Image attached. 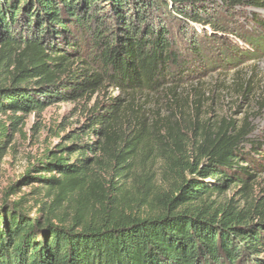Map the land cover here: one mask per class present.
I'll use <instances>...</instances> for the list:
<instances>
[{
  "label": "trees",
  "instance_id": "1",
  "mask_svg": "<svg viewBox=\"0 0 264 264\" xmlns=\"http://www.w3.org/2000/svg\"><path fill=\"white\" fill-rule=\"evenodd\" d=\"M219 1L0 0V61L11 68L0 84V114L15 128L20 111L90 99L106 85L129 94L174 93L225 58L239 61L233 51L241 50L239 42L251 44L243 53L248 59L264 54L258 13L250 15L252 31L235 20L247 15L246 6L264 8V0H221V7ZM124 101L97 100L83 123L59 134L49 159L0 190V264H264V204L238 208L213 198L235 183L250 191L254 176L241 163L264 171V139H252L246 124L223 120L188 144L194 160L182 173L173 166L171 187L145 205L99 198L87 215L95 155L135 133L136 126L127 132ZM0 133L7 136L8 127ZM5 154L4 143L0 160ZM37 181L43 185L12 198L22 183ZM76 185V200L69 196L62 206Z\"/></svg>",
  "mask_w": 264,
  "mask_h": 264
},
{
  "label": "rangeland",
  "instance_id": "2",
  "mask_svg": "<svg viewBox=\"0 0 264 264\" xmlns=\"http://www.w3.org/2000/svg\"><path fill=\"white\" fill-rule=\"evenodd\" d=\"M223 4L220 0L219 6ZM242 10L247 15L235 19L237 26L252 31L255 23L249 18L253 12L258 13L264 25V8L246 6ZM206 29L209 35L215 32L211 27H200L201 32ZM239 43L241 50L233 49L239 61L228 63L229 59L225 58L215 68L190 77L174 93L165 88L158 92L129 94L106 85L90 99L58 101L40 112L20 111L16 115L22 119L15 128L7 115L0 114V128L8 127L7 136L0 133V145L5 143L6 151L0 160V190L4 192L39 161L49 159L51 154L48 153L59 143V136L83 123L97 100L105 101L110 96L125 99L123 113L130 121L127 132L134 126L136 129L129 138L118 139L108 154L95 155L100 159L86 186L87 215L99 198L105 203L114 198L116 201L126 199L130 204L139 202L143 206L155 195L167 192L177 178L173 166L180 171L187 160H194L192 154H187L188 144H198L205 131L212 130L223 120L237 127L246 124L252 139H264V54L248 59L243 53L252 47L251 44ZM10 70L6 60L0 61V84L9 78ZM61 128L66 129L60 131ZM246 146L247 150L253 151L250 144ZM259 152L264 154V147L259 148ZM171 158L177 160V166L175 163L171 166ZM241 166L252 170L250 173L254 178L250 191L242 193L241 186L235 183L225 193L213 198L222 203L232 200L238 208L259 202L264 204V171H256L246 162ZM41 185L43 183L38 181L22 183L19 186L21 191L12 198L30 193L32 187ZM76 187L64 195L62 206L67 205L69 196L76 200ZM3 192L0 193V203ZM36 211L33 207L32 214Z\"/></svg>",
  "mask_w": 264,
  "mask_h": 264
}]
</instances>
